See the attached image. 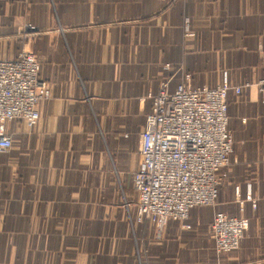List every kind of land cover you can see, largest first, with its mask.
Listing matches in <instances>:
<instances>
[{
	"label": "crops",
	"instance_id": "obj_1",
	"mask_svg": "<svg viewBox=\"0 0 264 264\" xmlns=\"http://www.w3.org/2000/svg\"><path fill=\"white\" fill-rule=\"evenodd\" d=\"M23 50L49 98L5 123L0 264H264V0H0V60ZM163 81L226 88L232 145L213 205L160 231L132 185ZM215 213L244 221L237 250L215 252Z\"/></svg>",
	"mask_w": 264,
	"mask_h": 264
},
{
	"label": "built area",
	"instance_id": "obj_2",
	"mask_svg": "<svg viewBox=\"0 0 264 264\" xmlns=\"http://www.w3.org/2000/svg\"><path fill=\"white\" fill-rule=\"evenodd\" d=\"M187 26L185 19V32ZM25 31L37 33L30 26ZM38 73L37 60L26 50L14 60H0V154L12 147L5 123L19 119L32 126L39 120L37 106L49 98V90ZM255 87L264 105V79ZM241 88H233L236 96ZM226 95L223 87L190 89L182 84L169 93L167 83H160L151 97L133 176L138 221L153 222L161 231L169 220L184 224L192 208L213 205L217 173L227 166L232 145L226 130ZM244 228V221L215 213L210 225L215 252L237 250Z\"/></svg>",
	"mask_w": 264,
	"mask_h": 264
},
{
	"label": "rangeland",
	"instance_id": "obj_3",
	"mask_svg": "<svg viewBox=\"0 0 264 264\" xmlns=\"http://www.w3.org/2000/svg\"><path fill=\"white\" fill-rule=\"evenodd\" d=\"M39 33H40V31H39ZM38 33V34H39ZM29 35H30V33H28ZM24 35H22V37H23ZM34 36V35H33ZM22 39H31V38H29V37H27V38H22Z\"/></svg>",
	"mask_w": 264,
	"mask_h": 264
}]
</instances>
